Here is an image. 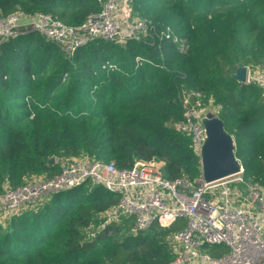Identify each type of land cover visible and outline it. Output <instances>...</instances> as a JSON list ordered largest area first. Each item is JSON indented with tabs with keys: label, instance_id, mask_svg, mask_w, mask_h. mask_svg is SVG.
Listing matches in <instances>:
<instances>
[{
	"label": "trees",
	"instance_id": "16d2710c",
	"mask_svg": "<svg viewBox=\"0 0 264 264\" xmlns=\"http://www.w3.org/2000/svg\"><path fill=\"white\" fill-rule=\"evenodd\" d=\"M99 8L97 0H0V17L21 9L79 25ZM129 9L154 28L126 43L95 38L66 55L36 31L0 40V193L50 178L60 159L73 157L119 167L156 158L168 178L199 176L191 136L177 128L185 97L223 118L245 179L264 187V87L231 76L239 64L264 67V0H129ZM86 183L53 194L40 211L12 215L6 227L0 222V264L174 259L173 234L184 219L135 233L125 218L85 241L84 227L119 200Z\"/></svg>",
	"mask_w": 264,
	"mask_h": 264
},
{
	"label": "built area",
	"instance_id": "2783aa9c",
	"mask_svg": "<svg viewBox=\"0 0 264 264\" xmlns=\"http://www.w3.org/2000/svg\"><path fill=\"white\" fill-rule=\"evenodd\" d=\"M97 1L99 10L88 14L79 25L67 24L51 13L28 14L16 9L0 17V40L36 31L57 43L66 55H72L95 38L126 43L141 39L154 28L146 19L132 16L127 0ZM67 76L64 73L63 79ZM245 83L264 87V67L248 66ZM182 105L184 120L177 123V128L191 136L199 154L205 138L201 118L210 107L193 105L188 97ZM60 160V173L50 178L33 177L16 188L5 186L0 193V217H11L23 206L31 209L57 192L91 181L117 193L119 200L100 213L99 222L84 227L87 242L125 218H133L131 230L135 233L156 223L170 225L184 219V227L173 234L178 253L168 264H264V187L247 181L244 167L236 174L206 181L202 172L194 178H168L165 162L156 158L139 160L131 167H119L115 160L86 157ZM216 247L225 249L213 251Z\"/></svg>",
	"mask_w": 264,
	"mask_h": 264
},
{
	"label": "water",
	"instance_id": "95a60500",
	"mask_svg": "<svg viewBox=\"0 0 264 264\" xmlns=\"http://www.w3.org/2000/svg\"><path fill=\"white\" fill-rule=\"evenodd\" d=\"M247 72L248 66L239 64L231 76L234 80L245 83ZM201 120L205 127V138L199 156L204 179L214 181L240 172L243 164L236 156V141L234 135L226 129L223 118L209 108L203 113ZM55 159L56 157H52L51 161Z\"/></svg>",
	"mask_w": 264,
	"mask_h": 264
},
{
	"label": "rangeland",
	"instance_id": "374dc122",
	"mask_svg": "<svg viewBox=\"0 0 264 264\" xmlns=\"http://www.w3.org/2000/svg\"><path fill=\"white\" fill-rule=\"evenodd\" d=\"M132 6V5H131ZM127 7L129 8V0H128V2H127ZM131 14H132V16L133 17H139V16H136L135 14H134V11L133 12H131ZM139 18H142V17H139ZM144 19V18H143ZM86 185H87V183H86ZM46 201H44V202H42V203H38L37 205H35V207H33V208H26V209H22V208H24V207H26V206H23V207H21L20 209H19V211L18 212H20V213H18V214H16V215H14V216H21L23 213H25V212H27V211H30V210H34L35 212H37V211H40L42 208H43V206H45V203ZM26 210V211H25ZM34 211H32V212H34ZM14 216H12V217H10V216H8V217H6V218H2V217H4V216H1L0 218V222L3 224V226H5L6 227V225L7 224H10V221H11V219L10 218H13ZM8 226V225H7ZM225 249V247H216V248H213L212 250L213 251H218V252H222L223 250Z\"/></svg>",
	"mask_w": 264,
	"mask_h": 264
}]
</instances>
